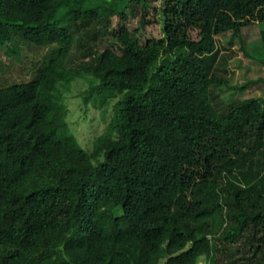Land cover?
Segmentation results:
<instances>
[{
    "label": "trees",
    "instance_id": "16d2710c",
    "mask_svg": "<svg viewBox=\"0 0 264 264\" xmlns=\"http://www.w3.org/2000/svg\"><path fill=\"white\" fill-rule=\"evenodd\" d=\"M254 22L264 0H0V53L29 60L0 82V264H264V96L211 94L246 87L217 36Z\"/></svg>",
    "mask_w": 264,
    "mask_h": 264
},
{
    "label": "rangeland",
    "instance_id": "374dc122",
    "mask_svg": "<svg viewBox=\"0 0 264 264\" xmlns=\"http://www.w3.org/2000/svg\"><path fill=\"white\" fill-rule=\"evenodd\" d=\"M127 13H129L127 25L130 29H135L139 25L140 16L130 12L129 8ZM261 31H264V22H254L243 28L241 39L233 38L231 32L217 36L219 53L215 60L214 71L228 80L232 86L246 82V87L228 90L229 86H227L224 92L220 91L218 86L213 87L212 98L220 109L223 110L228 105L225 101L230 103L235 98L264 96V62L262 61L264 60V39H262ZM153 32L158 33L156 29ZM25 52H28V49ZM42 52H46V49ZM0 54V82L24 80L25 74L19 68L21 65L19 60H29L11 58L4 51H1ZM30 58L36 60L33 56ZM80 101L81 99L75 95L69 100V106L73 112L71 122L75 127V134L82 144L91 146V140L104 129L106 121L103 120L100 111L93 106L85 114L82 113ZM198 264L209 263L202 258Z\"/></svg>",
    "mask_w": 264,
    "mask_h": 264
}]
</instances>
